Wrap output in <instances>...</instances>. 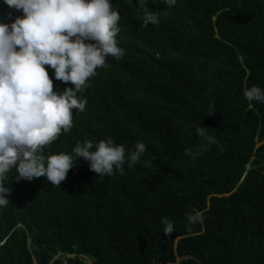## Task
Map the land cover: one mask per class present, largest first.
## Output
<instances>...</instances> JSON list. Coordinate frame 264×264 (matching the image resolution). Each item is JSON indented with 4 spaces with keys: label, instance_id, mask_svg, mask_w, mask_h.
Returning a JSON list of instances; mask_svg holds the SVG:
<instances>
[{
    "label": "trees",
    "instance_id": "trees-1",
    "mask_svg": "<svg viewBox=\"0 0 264 264\" xmlns=\"http://www.w3.org/2000/svg\"><path fill=\"white\" fill-rule=\"evenodd\" d=\"M110 2L124 55L86 81L84 110L44 154L106 138L146 150L104 179L83 160L60 185L9 171L0 264H264V104L242 94L264 89V0ZM145 12L159 23L143 27ZM17 16L0 0V22ZM201 126L217 143L191 159Z\"/></svg>",
    "mask_w": 264,
    "mask_h": 264
},
{
    "label": "clouds",
    "instance_id": "clouds-1",
    "mask_svg": "<svg viewBox=\"0 0 264 264\" xmlns=\"http://www.w3.org/2000/svg\"><path fill=\"white\" fill-rule=\"evenodd\" d=\"M174 6L176 0H161ZM9 9L22 12L11 23L0 22V181L15 170L17 180L44 177L60 185L79 160L100 179L133 167L146 148L137 142L132 149L111 138L77 142L71 154L45 155L47 145L70 131L73 110L82 112L86 100L78 96L106 59L124 55L116 36L119 12L110 0H2ZM143 7L146 0H137ZM11 17V13H9ZM155 13L145 12L141 25L155 26ZM54 70L49 77L46 67ZM53 80L72 87L55 91ZM248 101L264 104V89L253 85L243 91ZM204 143L185 155L196 159L216 139L206 127L198 128ZM10 188L0 183V207L9 202ZM189 224L202 221L199 213L186 214ZM162 232L170 236L174 226L161 218Z\"/></svg>",
    "mask_w": 264,
    "mask_h": 264
}]
</instances>
